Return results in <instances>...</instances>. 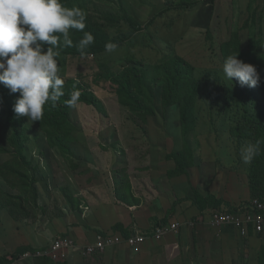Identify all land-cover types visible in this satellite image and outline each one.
<instances>
[{"label": "rangeland", "instance_id": "1", "mask_svg": "<svg viewBox=\"0 0 264 264\" xmlns=\"http://www.w3.org/2000/svg\"><path fill=\"white\" fill-rule=\"evenodd\" d=\"M61 3L84 14L85 28L70 30L71 46L61 38L54 47L58 74L89 88L102 106L77 103L60 130L44 115L22 117L14 128L2 96L19 93L0 85V264L15 256L10 264H120V252L65 262L24 258L64 233L77 238L90 228L87 212L118 201L153 210V223L175 221L179 233L189 231L170 244L150 242L147 257L130 264H264V234L255 247L234 228L228 237L230 227L210 226L192 203L194 182L213 172L250 186L252 161L244 164L240 152L253 139L242 123L264 122V0ZM85 33L94 42L81 55ZM108 44L115 50L107 52ZM230 55L256 67L257 86L225 78ZM133 67L146 70L147 86L136 89L140 103L131 109L114 81ZM263 194L262 186L253 193ZM29 249L35 253L21 255Z\"/></svg>", "mask_w": 264, "mask_h": 264}, {"label": "clouds", "instance_id": "2", "mask_svg": "<svg viewBox=\"0 0 264 264\" xmlns=\"http://www.w3.org/2000/svg\"><path fill=\"white\" fill-rule=\"evenodd\" d=\"M84 28V14L65 7L61 0H0V85L11 94L19 93L13 105L17 116L40 121L46 104L56 106L64 95L65 81L58 74V53L53 49L61 38L66 46H71L70 30ZM93 42L94 37L85 33L78 46L81 55ZM115 47L108 44L106 51L112 52ZM238 55H230L224 61L225 78L231 82L235 78L242 87L257 86L260 75L256 67L238 59ZM78 100L79 93L73 92L66 104L75 107ZM261 143L264 142L257 140L241 149L244 164L260 154Z\"/></svg>", "mask_w": 264, "mask_h": 264}, {"label": "trees", "instance_id": "3", "mask_svg": "<svg viewBox=\"0 0 264 264\" xmlns=\"http://www.w3.org/2000/svg\"><path fill=\"white\" fill-rule=\"evenodd\" d=\"M66 1V0H62ZM147 81V73L146 70L143 71L142 69H139L137 67L133 68H127L124 70L123 74H120L116 81H114L115 85L117 86V94L120 97L119 100L121 102L132 109L131 104L137 103L139 104L140 101L138 98H136V89L138 91L147 86L145 82ZM79 83L77 81H67L64 83V95L60 97L59 101L56 103V106L53 107L51 104H46L44 108V119L48 122V125L51 127V129H59L62 126V123L66 122L68 119V112L67 110L70 108L67 106L66 101L71 97L73 92L79 93V100L77 103H84L90 106L95 107L97 110H100L101 108V102L95 97V95L89 91V88H86L85 91L78 88ZM169 95L170 92L168 91ZM174 93V90H173ZM3 102L7 106V113L9 117L10 124L15 128L18 121L22 118L21 116H17L13 111V105L15 103V100L18 98H13L12 96L8 95L7 93L3 94ZM171 100H169L170 102ZM138 108L140 105L137 106ZM253 111V109H250ZM243 128L246 130V138L253 139V144L260 140L264 142V122L261 118L259 121L253 120L252 122H244ZM261 151L258 156H256L252 160V166L250 170V192H251V200L253 199H259L261 201H264V194L261 198H257V195H253L255 190L259 186L263 187L264 190V143H261L260 145ZM119 200L123 201L122 199L118 198ZM193 205L200 211V212H207L210 210H220L223 207L229 209V210H235V208L231 207L230 204L225 202L222 199L216 198L212 194H208L206 196L202 195L198 190L194 189L193 191ZM167 222H158L156 225H154L150 230H145L143 232L151 233L155 228H157L160 225H165ZM105 232H114L121 234L124 238H128L132 231H126L123 229L121 225H116L112 228V230L107 231H101V233ZM65 234V233H64ZM154 241V240H153ZM122 248V247H121ZM124 248V247H123ZM41 249V248H40ZM119 249V248H115ZM111 249V250H115ZM125 249V248H124ZM26 252H32L35 253V250H27L25 252H22L21 255L25 254ZM141 254V253H140ZM139 255V254H138ZM35 258V257H34ZM38 257H36L37 260ZM17 256H15L12 260H16ZM10 262V263H11ZM3 263V262H2ZM7 263V264H10Z\"/></svg>", "mask_w": 264, "mask_h": 264}, {"label": "built area", "instance_id": "4", "mask_svg": "<svg viewBox=\"0 0 264 264\" xmlns=\"http://www.w3.org/2000/svg\"><path fill=\"white\" fill-rule=\"evenodd\" d=\"M203 218L216 229L234 228L244 238L251 232L264 234V201L253 199L250 202H242L235 210L225 207L210 210L205 212ZM179 227L178 222H170L158 226L151 233L134 231L135 233L132 232L128 238L119 233L105 232L96 235L95 240L87 242L65 233L57 237L47 250H39L35 255L27 253L24 258L47 256L53 261L65 262L78 256L81 258L97 256L121 247L128 249L133 255H138L150 240L160 242L168 236H178Z\"/></svg>", "mask_w": 264, "mask_h": 264}, {"label": "crops", "instance_id": "5", "mask_svg": "<svg viewBox=\"0 0 264 264\" xmlns=\"http://www.w3.org/2000/svg\"><path fill=\"white\" fill-rule=\"evenodd\" d=\"M217 172H213L210 178L207 181H204L206 176H204L201 180L200 185L194 182V187L204 196L208 194L214 195L218 199H222L231 205L240 204L242 200L249 199L251 197L250 187L248 181L243 184L242 182H238L234 180L232 177L229 179L228 176L223 173V175L219 176L216 174ZM207 174V173H206ZM238 204V205H239ZM100 207L94 211H90L86 213V224L90 226V228L80 229L77 232V239L81 241H93L95 240L96 235H98L101 231H109L116 225H121L126 231H140L143 232L145 230H150L155 224L158 223L151 220L153 210L148 209L145 210L136 204H124L118 201V204L113 205H99ZM196 209V215L199 214L201 216V212ZM195 215V216H196ZM205 215V214H204ZM162 221V220H161ZM175 222V221H172ZM202 222V221H201ZM200 222H197V224ZM201 228L206 230L205 226L200 225ZM190 228V227H189ZM72 231V229H70ZM227 231V232H224ZM223 231V233L228 236V232H234L235 230L232 228H227ZM66 232V231H65ZM183 232L185 234H183ZM178 236H168L162 241L170 244L172 242H176L175 240L188 236L189 231L183 230ZM236 232V231H235ZM74 236V232H71ZM237 233V232H236ZM201 235V234H200ZM238 235V234H237ZM263 234H257L251 232L250 235L246 238H240L249 240L248 243H251L253 247L257 246L260 243V236ZM229 237V236H228ZM228 237L226 239H228ZM181 239V238H180ZM241 240V241H242ZM150 240L143 251L139 255H133L132 253L129 256H126L124 252V248H119L115 250H109L105 253V256L112 255L114 253L120 252V256L115 259V263L120 264H130V263H138L139 261L145 259L147 256L148 249L151 247L148 244L152 242ZM155 242V241H154ZM161 242V241H160ZM123 253V254H122ZM125 255V258L123 256Z\"/></svg>", "mask_w": 264, "mask_h": 264}]
</instances>
